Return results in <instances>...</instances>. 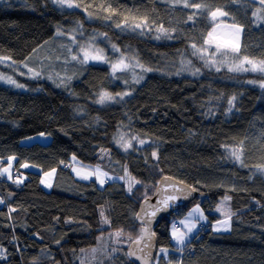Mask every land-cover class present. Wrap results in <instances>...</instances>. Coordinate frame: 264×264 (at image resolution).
I'll list each match as a JSON object with an SVG mask.
<instances>
[{
    "label": "trees",
    "instance_id": "1",
    "mask_svg": "<svg viewBox=\"0 0 264 264\" xmlns=\"http://www.w3.org/2000/svg\"><path fill=\"white\" fill-rule=\"evenodd\" d=\"M73 2L79 6L64 11L52 0H0V58L22 63L59 26L69 31L80 24L87 34H105L119 47L107 49V56L132 53L151 71L140 86L126 70L113 72L106 64L88 65L70 91L40 78L22 79L27 90L0 83V161L6 165L17 157L12 179L0 177V264H80V251L96 246L107 231L121 232L124 244L110 248L103 264H141L129 255L142 236L136 214L165 176L189 185L198 197L154 228L159 249L175 251L157 264H264V72L230 70L244 55L264 60V20L257 19L264 17V5L259 0H199L203 7L197 9L184 7V0ZM217 8L228 15L213 19L210 12ZM145 21L143 28H134ZM220 23L243 26L238 38H228L238 39L240 51L227 50L223 60L228 63L213 67L192 45L206 48ZM161 25L167 35L157 31ZM124 27L133 31L123 32ZM189 66L196 74L186 72ZM100 91L130 94L100 106L95 103ZM122 127L134 140L132 151L115 143ZM40 133L51 135L52 142L21 144ZM103 149L109 150L106 160L117 172L128 170L139 181L131 192L124 182L101 187L70 171L73 157L90 166L105 164ZM26 162L44 172L56 169L67 192L47 191L38 172L21 176ZM227 196L232 228L217 233L212 225L223 218L214 210ZM198 203L209 224L202 223L178 248L170 235L171 218L184 217ZM101 207L109 216L108 228H102ZM180 226L183 230L185 222Z\"/></svg>",
    "mask_w": 264,
    "mask_h": 264
},
{
    "label": "rangeland",
    "instance_id": "2",
    "mask_svg": "<svg viewBox=\"0 0 264 264\" xmlns=\"http://www.w3.org/2000/svg\"><path fill=\"white\" fill-rule=\"evenodd\" d=\"M52 3L55 4L57 7L63 9L64 11L71 9L66 6L60 7L58 4L54 3V0H52ZM218 18H221V17L218 16ZM89 20L92 21V18L89 17ZM59 27L60 29L58 32L62 34L61 35L56 34L50 41L44 43L45 44L44 46L41 45L24 62L15 63L9 59H0V75L4 77H11L17 83L24 85L23 88H18L15 85L7 83L5 79H0V83L3 85L13 87L15 89L27 90L29 89V87L24 82L21 81L22 79L40 78L44 81L51 82L52 84L56 85L61 90L70 91L73 84L82 78L88 65L106 64V65H109L113 69L112 67L113 64H116L118 61H120L122 57L124 58V63L128 65L127 68L122 69V70H126L128 78L132 82L138 83L139 84L138 86H140L142 82L144 81L146 73L148 71H144L141 67L137 66V62L133 58L132 53H130L129 55L127 54L125 56H120L121 57L120 59L119 58L117 59L116 56L113 55V53H111L109 56L106 55L107 49L111 51V50H117L119 48L118 46L114 45L113 41L107 35L100 34V33L98 34L96 32H90L89 34H87L85 30L83 29V27L80 26V24L76 27L71 28L69 31L68 30L65 31L64 29H61V28H64L62 26H59ZM216 28L217 29L214 31V34H213L214 36L212 40L210 41L209 45L206 47V49L208 50L207 57L209 54L212 55V53L216 52L217 44L220 45V51L217 53L218 55L221 56L222 53H227L226 51L231 50V44L234 43L232 42V40L228 38L235 39L236 37V35H234L235 30L230 24L220 23ZM122 31L131 32L133 31V29L130 27H124L122 28ZM113 46H115V48ZM81 49L88 51L90 56L102 55L103 59H98V60L89 59L86 62L81 63V60L83 59V52L81 51ZM96 49H100L102 50V52L96 53L95 51ZM73 56H77V59L73 60L72 59ZM217 60L219 62H217ZM226 62L228 63L227 58L223 60L220 57L219 59L215 58V64H209V65L213 67H222L225 65ZM3 67L7 69V72L3 70ZM29 68L33 69L36 72H40L41 75L39 77H34V73L29 72ZM186 72H188V74L194 73L192 68L190 70V66L188 67V70L186 69ZM137 79H139V82H136ZM67 87H68V90H67ZM102 93H105V92L100 91L95 97V103L100 106H108L116 102H121L128 96V95H123V98H121V94L128 93L126 91L116 94V95L109 93L115 99L111 101H105V103L101 104V103H98L97 101L99 100V97ZM119 130L120 131L118 132L115 138L116 145L120 149L122 148L123 151L125 150L123 147H120L117 143L120 137L123 136L125 142H128V141L131 142V146L128 147L127 150L125 151L126 152L132 151L134 149L133 138L132 139L130 138L128 134V130H126V128L122 127ZM51 142H52L51 135H48V134L41 135V133L26 137L21 140V144L27 145V146H30L35 143H40L42 145H49ZM109 156H110L109 150L103 149L100 153V157L102 160L108 159ZM7 161L8 163L6 165H2L0 161V171L8 167V164L11 163L12 167L9 169V171L11 172L13 176L15 164L17 162V157H15V159L13 160H9L8 158ZM71 162H72V167L70 168V171L72 172V174L74 175L76 179L84 180V181L94 180L101 187L107 184L108 182L119 181V182H124L126 184V189L128 191H129V184L131 183V191H132V189H134L136 185L139 183V181L132 174H130L128 170H125L122 173L117 172L113 168L112 163H110L109 160H106L105 164H97L93 166L82 163L77 158L75 159L72 158ZM25 164H27L28 167H23V165ZM97 167L100 168L101 172L107 173L108 177H112V179L105 178V183L101 185L97 181L96 174L94 173V169H96ZM20 168H21L20 170L21 176H23L24 178H26V175H27L25 173L26 171H32L36 173L38 172L39 174H41V178H42L41 183L42 181H45V183H42V186L47 191L58 190L61 192H67L66 183L64 182L63 179L59 178V174L56 169L54 171L51 170V171L44 172L41 167L34 165L32 163H29V162L23 163ZM46 173H51V175H45ZM86 173H92V175L90 176L89 179H82L81 176ZM3 176H8V175L6 173ZM120 177H123V179H120ZM47 183H50L51 187L46 186ZM56 184H57V187H55ZM229 202H230V199H226V197L223 198L221 202L219 203L218 207L214 210L215 213L219 214L223 218V220H221L220 222H217V224L215 223L212 225V229L214 232H216L215 229L217 227L222 229L221 231H217V233H225V232L231 231L232 221L229 219V216L231 215V208L229 206ZM197 207H199V209L202 211L203 216L206 217V219L200 218L199 213H193V210L196 209ZM218 208L221 209V211H217ZM102 212L104 214V217H106L107 220L109 221V223H104L103 218L101 216ZM189 213H193V215L190 217ZM225 213H228L229 215L226 216ZM99 214H100V219L102 223L101 224L102 228H108L110 226V219H109V216L107 215L105 207H101L99 209ZM225 220H227L228 225H229V229L227 231L223 230V224L221 223L222 221H225ZM184 222H185V226L182 230V227L180 225L183 224ZM202 223L209 224V218L206 216L200 203L193 206L184 217L177 216V215L174 216L173 218H171L172 225L171 224L170 225L172 229H173V226H175L177 230V235L185 234V243L183 245H179L177 244L176 239H174L172 243L177 244L176 246L178 248H182L186 246L187 243L191 241L192 237H194V235L199 232L201 228L200 226ZM192 224H194L195 227H193L191 232H189L188 228ZM116 232L117 231H107L105 233H102L99 236L98 243L96 246L92 248L82 249L80 251V256H79L80 264H103L105 261H107V259L110 256V253H109L110 248L116 251L118 246L124 244L123 241L121 242L124 236L120 235L119 237H116L115 236ZM171 233L173 237V230L171 231ZM93 249H96V251L93 252L92 251ZM162 249L163 248L159 249L157 259L154 264H157L158 261L162 258L166 259L167 261L168 257L175 252V251L172 252L171 250L165 249V248L164 250L166 251H161ZM178 254L181 255V253L179 252Z\"/></svg>",
    "mask_w": 264,
    "mask_h": 264
},
{
    "label": "snow or ice",
    "instance_id": "3",
    "mask_svg": "<svg viewBox=\"0 0 264 264\" xmlns=\"http://www.w3.org/2000/svg\"><path fill=\"white\" fill-rule=\"evenodd\" d=\"M54 3L58 4L60 7H68V8H72V7H78L79 5H76L72 2V0H54ZM259 3L261 5H264V0H259ZM183 6L184 7H193V8H197V9H200L203 7V5L199 2V0H192V3L191 5L189 4L188 0H184V3H183ZM108 11H111L110 7L108 9H106ZM261 9H257V13L260 12ZM210 15L213 17V19H215L216 17L220 16V17H223V16H227L228 15V12L226 11H223L222 9H215L213 11L210 12ZM255 15V13H254ZM189 19H191V17H189ZM257 19L258 20H264V17H260V16H257ZM118 27H120V25H117ZM144 26H146V21L145 22H142V23H136L134 25V28H143ZM232 27L235 29V33H236V36L237 38L239 37V34L241 32H243V26L241 25H238V24H233ZM158 32H162L164 33L165 35H167V30L163 28V26L161 25L158 29H157ZM62 33L58 32L57 35H61ZM209 38L212 37V33L210 32L208 34ZM157 39H159L160 37L157 36L156 37ZM171 38V37H169ZM74 39V37H73ZM115 48V46H113ZM192 47L196 50V53H203V55H201V59H205V63L206 64H215V56L216 54L220 51V45L217 44L216 45V52L212 53V56L211 57H207V49L206 48H196V45L193 44ZM81 51L83 52V59L81 60V63H84L86 62L87 60L89 59H93V60H98V59H103L102 55H92L90 56L88 51L84 50V49H81ZM96 53H101L102 50L100 49H96L95 50ZM240 51V45H239V42H238V39L236 42L232 43L231 44V52L233 54H238ZM194 53V54H196ZM228 55V53H222L221 56H222V59L225 58L226 56ZM207 57V58H206ZM0 59H3V58H0ZM73 60L77 59V56H73L72 57ZM247 63L248 65H250L251 67L250 68H243V64ZM26 66V65H25ZM137 66L143 68L144 71H151V69H147V68H144L143 65H139L137 64ZM113 71H117V70H122L123 68H127L128 65H126L124 63V58L122 57L120 61H118L116 64H113ZM219 70V69H217ZM230 70H244V71H260V72H264V60L262 61H255L253 59H250L247 55H244L241 59V63L240 65H238L235 69H230ZM198 71V70H197ZM29 72H33L34 73V77H39L41 74L40 72H36L34 71L33 69L29 68ZM195 74V73H194ZM0 79H5L7 83L9 84H12V85H15L16 87L18 88H23L24 85L22 84H19L17 83L15 80H13L11 77H4L2 75H0ZM136 82H139V79L136 80ZM262 87H264V84L261 85ZM130 93H123L121 94V98H123V95H129ZM115 98L113 96H111L109 93H102L99 97V100L97 101L98 103H105V101H111V100H114ZM235 100V97H232V100L229 101V104L231 105L232 102ZM231 110V109H229ZM41 135H44L43 133H41ZM117 143L119 144L120 147H123L125 150H127L128 147L131 146V142L128 141V142H125L124 141V137L121 136L120 139L117 141ZM139 143L143 144L144 141H139ZM153 155H155V153H153ZM232 156L235 157V159L237 161H241V155H240V152L237 151V150H233L232 151ZM15 159V157H10L9 160H13ZM73 159H75L73 157ZM242 162V161H241ZM12 167L11 163L8 164V167L4 168L2 171H0V176H3L7 173L8 175V178L9 179H12V174L11 172L9 171V169ZM23 167H28L27 164L23 165ZM54 171V170H53ZM94 173L96 174V179L97 181L103 185L105 183V178L107 179H112V177H108L107 173H104V172H101L100 168L97 167L96 169H94ZM45 175H51V173H46ZM79 175V173H78ZM92 175V173H86L84 175L81 176L82 179H89L90 176ZM120 179H123V177H120ZM20 181L19 180H15L14 183H19ZM138 182V181H137ZM42 183H45V181H42ZM46 186L48 187H51V184L50 183H47ZM129 191H131V183L129 184ZM176 197L175 196H167L163 201L162 203L164 204L165 207H167V204H168V201L169 200H175ZM226 199H230V197H226ZM0 203H4V201L0 200ZM160 209L157 208L155 211H152L151 212V215L152 216H155L156 214V211H159ZM14 211V209H13ZM217 211H221V209H217ZM193 213H199L200 214V218L202 219H206V217L203 216L202 214V211L199 209V207H197L196 209L193 210ZM193 213H189V216L191 217L193 215ZM226 216H228L229 214L228 213H225ZM101 216L103 218V221L104 223H109V221L107 220L106 217H104V214L103 212L101 213ZM230 218V216H229ZM150 223V222H148ZM223 224V230L227 231L229 229V225H228V222L227 220L225 221H222L221 222ZM195 227L194 224H192L189 228H188V231L191 232L192 228ZM216 231H221L222 229L217 227L215 229ZM142 232L145 234V235H154V233H150L149 232V228L148 227H145L142 229ZM121 235V232H116L115 233V236L116 237H119ZM173 237L176 239V242L177 244L179 245H183L185 243V234H180V235H177V230L175 228V226H173ZM144 237L141 236L140 239H137L136 240V243H140V240L143 239ZM147 247V245H146ZM93 252L96 251V249H93L92 250ZM141 251H143V249H141ZM161 251H166L164 249H162ZM129 255H135V253H129ZM138 259H140V257H137Z\"/></svg>",
    "mask_w": 264,
    "mask_h": 264
},
{
    "label": "water",
    "instance_id": "4",
    "mask_svg": "<svg viewBox=\"0 0 264 264\" xmlns=\"http://www.w3.org/2000/svg\"><path fill=\"white\" fill-rule=\"evenodd\" d=\"M167 196H175V200H169L167 207L162 201ZM198 197V192L189 185L169 176L163 177L151 197L146 198L140 205L137 212L136 220L142 224V229L149 228L150 233L154 235H145L142 232L143 239L140 243H135L130 246L129 252L135 253L131 255L136 262L141 264H151L157 259L159 246L158 237L154 232V228L163 218L175 214L179 210L187 207ZM156 211L155 216L151 215L152 211ZM150 222V223H148ZM147 245V247H146ZM143 249V251H141ZM137 257H140L138 259Z\"/></svg>",
    "mask_w": 264,
    "mask_h": 264
},
{
    "label": "clouds",
    "instance_id": "5",
    "mask_svg": "<svg viewBox=\"0 0 264 264\" xmlns=\"http://www.w3.org/2000/svg\"><path fill=\"white\" fill-rule=\"evenodd\" d=\"M180 211V210H179ZM179 211L178 212H176L175 214H177V213H179ZM174 215V214H173ZM170 216H172V215H170ZM141 231H142V226H141ZM170 235H171V233H170ZM172 239V238H171ZM161 249V248H160ZM156 261V260H155ZM155 261H153L152 263L154 264L155 263ZM151 263V264H152Z\"/></svg>",
    "mask_w": 264,
    "mask_h": 264
},
{
    "label": "crops",
    "instance_id": "6",
    "mask_svg": "<svg viewBox=\"0 0 264 264\" xmlns=\"http://www.w3.org/2000/svg\"><path fill=\"white\" fill-rule=\"evenodd\" d=\"M216 224H217V223H216ZM187 225H188V224H187ZM187 225H186V226H187ZM172 230H173V229H172V227H171V231H172ZM171 231H170V233H171ZM216 232H217V231H216ZM171 238H172V241H174L175 238L172 237V233H171Z\"/></svg>",
    "mask_w": 264,
    "mask_h": 264
}]
</instances>
